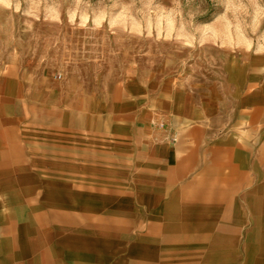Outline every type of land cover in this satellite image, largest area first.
Here are the masks:
<instances>
[{"label":"crops","instance_id":"1","mask_svg":"<svg viewBox=\"0 0 264 264\" xmlns=\"http://www.w3.org/2000/svg\"><path fill=\"white\" fill-rule=\"evenodd\" d=\"M231 85L0 58V264H264V74Z\"/></svg>","mask_w":264,"mask_h":264},{"label":"rangeland","instance_id":"2","mask_svg":"<svg viewBox=\"0 0 264 264\" xmlns=\"http://www.w3.org/2000/svg\"><path fill=\"white\" fill-rule=\"evenodd\" d=\"M0 58L95 89L264 74V0H0Z\"/></svg>","mask_w":264,"mask_h":264}]
</instances>
